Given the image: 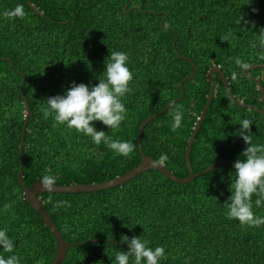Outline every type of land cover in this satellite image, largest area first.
Returning <instances> with one entry per match:
<instances>
[{
    "label": "trees",
    "instance_id": "16d2710c",
    "mask_svg": "<svg viewBox=\"0 0 264 264\" xmlns=\"http://www.w3.org/2000/svg\"><path fill=\"white\" fill-rule=\"evenodd\" d=\"M16 5L23 7L22 18L0 15V209L12 204L0 213V227L15 240L21 264H51L57 251L55 236L19 178L25 96L32 110L24 146L27 186L45 175L59 185L101 183L139 165L142 123L181 96V83L195 73L188 58L198 75L184 82V98L142 135L145 153L174 174H189L186 152L208 100L213 66H220L238 100L264 108L258 83L235 63L237 58L248 66L264 63V49L250 46L264 27V0H0V14ZM113 51L127 54L133 73L123 98L127 116L117 129L93 123L112 139L131 141L129 156L93 144L42 111L47 98L63 94L72 81L97 84ZM248 73L264 84V67ZM214 79L215 96L192 148L195 172L243 158L247 145L234 135L242 119L253 122V143H264V114L237 105L220 73ZM177 110L183 119L174 131ZM233 171V165L221 164L183 184L149 170L116 187L45 192L41 198L64 238L82 242L69 249L64 264H116V253L128 248L120 239L124 235L140 236L153 248L163 246L166 258L160 264H264V225H241L226 216ZM255 199L254 213L264 216ZM64 200L71 206H53ZM12 254L0 252L5 258Z\"/></svg>",
    "mask_w": 264,
    "mask_h": 264
},
{
    "label": "clouds",
    "instance_id": "9594fccd",
    "mask_svg": "<svg viewBox=\"0 0 264 264\" xmlns=\"http://www.w3.org/2000/svg\"><path fill=\"white\" fill-rule=\"evenodd\" d=\"M251 3V0H248ZM8 19L22 18L25 13L21 5L6 10L2 14ZM242 17L240 16V22ZM223 40L228 37H223ZM250 46L264 49V27L251 41ZM103 78H99L97 84L76 83L72 81L63 94L50 96L46 100V107L42 109L43 115H52L57 124L65 125L69 129L91 138L93 144L103 143L114 153L129 156L134 151L131 141L112 139L103 130H98L93 122L100 121L109 129H117L126 119L127 108L123 98L130 91L129 82L133 79V73L128 65V56L124 52H110L104 61ZM236 65L247 68L245 61L237 58ZM173 130L181 126L183 113L179 110L172 113ZM240 127L234 135L242 138L247 147L233 165L235 179H231L230 196L226 201L228 219H237L241 225L260 227L264 225V216H257L253 211V195L256 196L255 207H264V143H253L250 119H242L238 122ZM55 178L45 175L40 179L41 188L45 191H53ZM51 203V198H49ZM55 208L70 207L69 201H56ZM12 207L11 203H5L0 213H6ZM121 241L127 243V251H118L114 257L116 264H160L166 258L163 246L151 247L147 240L140 236L129 238L124 235ZM16 242L9 234L7 228L0 227V252L13 253L7 258L0 256V264H21V259L15 254ZM113 260V258L111 257Z\"/></svg>",
    "mask_w": 264,
    "mask_h": 264
},
{
    "label": "water",
    "instance_id": "95a60500",
    "mask_svg": "<svg viewBox=\"0 0 264 264\" xmlns=\"http://www.w3.org/2000/svg\"><path fill=\"white\" fill-rule=\"evenodd\" d=\"M177 39H178V37H176V40ZM184 58H188V57H184ZM188 59L192 62L193 66L195 68V73L192 74L191 76L187 77L185 79V81L195 78L199 73V70H198L195 62L191 58H188ZM257 67H264V63L252 64L244 70V73L247 77L252 78L253 80H255L258 83V86L262 91L263 100H264V84L262 83V81L260 80L259 77L252 76L251 74L248 73L249 70H251L253 68H257ZM215 73L221 74L222 79L225 82L226 88L230 94L231 99L233 101H235V103L237 105L242 106V107L252 108V109H255V110L259 111L260 113L264 114V108H260L254 104L246 103L242 100H238L236 98L235 94H233V92L231 90L229 79L226 77L225 73L222 71L220 66H213L211 68V70L209 71V80L211 82V89H210V93L208 96V100L205 104V107L202 111L200 118L198 119V121L196 123L194 132H193V134L189 140V144H188V148H187V152H186V160H187V165L189 168V174L187 176H184V177L174 174L171 170H169L167 168V166L164 164V162L157 161L152 156L146 154L144 149H143V145H142V135H143V131H144L145 127L151 121H153L157 116L161 115L163 112H165L166 110L171 108L177 101H180L184 98V96H185L184 82L185 81L183 83H181V85H180L181 89H182V94L180 97L172 100L171 102H169L167 104V106L164 109H162L161 111H159L155 115L149 116L146 120L143 121L142 126H141L140 131H139V134H138V142H139L140 152H141L142 157H143V159L139 165H137L132 170H130L129 172H127L123 175H118L112 179H109V180L101 182V183L94 182V183H89V184L80 183V184H72V185L55 184L53 191H45L44 189H42L41 185H40V179L36 180L31 186H27L24 182V146H25V141H26V132H27L28 123H29L30 117L32 115L30 103H29L27 97L25 96V102H26V105L28 108V114H27L26 122H25L24 127H23V135H22L21 144H20L21 166H20V170H19V178H20V181H21V183L25 189V194H26L27 199L30 202L31 206L37 212H39L41 214L46 225L50 228L51 232L53 233V235L56 238L57 251H56V255H55L51 264H64V261L66 259V256H67L69 249L73 246L82 244V242H69L64 238L61 230L57 226L52 215L49 213V211L44 206V202L42 201V198H41V195L43 193H45V192L79 193V192L104 190V189H108V188H112V187L122 185V184L132 180L133 178H135L139 174H142V173L149 171V170H159L162 174H164L168 178H170V179H172L178 183L187 184V183H190L195 178L199 177L200 175H203V174H206V173L212 171L215 167H217L221 164L234 165V161L225 159V160L217 161L214 164H212L211 166H209L208 168L201 170L199 172H195L193 167H192V161H191L192 148H193L194 142L196 140V136H197L198 132L200 131L203 122L206 119V116L208 114L209 108L211 106V103L213 101V98H214L215 92H216V82L214 79ZM24 82H25V77L23 80V84H24ZM90 241H93V240H90Z\"/></svg>",
    "mask_w": 264,
    "mask_h": 264
}]
</instances>
